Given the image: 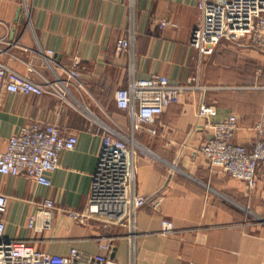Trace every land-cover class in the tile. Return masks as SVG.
<instances>
[{
    "label": "crops",
    "instance_id": "crops-1",
    "mask_svg": "<svg viewBox=\"0 0 264 264\" xmlns=\"http://www.w3.org/2000/svg\"><path fill=\"white\" fill-rule=\"evenodd\" d=\"M21 3L0 0V62L39 83L77 68L82 86L71 88L72 105L55 94L4 95L0 152L36 122L77 137L74 150L59 154L49 187L0 175L4 238L60 256L72 248L95 255L110 242L109 256L119 264H264V168L252 192L222 170L212 172L200 153L211 130L197 117L202 103L215 109L211 122L236 115L234 140L251 151L264 114V95L254 89L262 84L264 54L248 41L224 38L212 56H201L189 44L200 16L197 0H29V16ZM120 40L132 44L118 52ZM39 51L54 53L51 67ZM157 74L177 85L194 80L200 88L183 91L160 117L133 126L117 108L116 92ZM100 123L133 139L130 192L147 202L132 227L101 220L83 225L71 217L87 206L105 134ZM45 199L56 207L53 226L32 232L28 219ZM162 220L173 223L172 233L161 234Z\"/></svg>",
    "mask_w": 264,
    "mask_h": 264
},
{
    "label": "built area",
    "instance_id": "built-area-1",
    "mask_svg": "<svg viewBox=\"0 0 264 264\" xmlns=\"http://www.w3.org/2000/svg\"><path fill=\"white\" fill-rule=\"evenodd\" d=\"M197 6L199 21L191 33L189 44L201 56H212L224 38L248 41L264 54V0H197ZM21 8L29 16V0H22ZM131 44L132 40H120L117 51L122 52ZM2 52L0 49V56ZM38 53L51 67L54 53ZM29 72H34L30 65ZM62 74L64 77L54 73V80L45 79L39 83L0 62V106L5 94H55L72 105L71 88L82 86L80 74L77 68L63 69ZM258 77L262 79V84L254 89L264 95V65L258 71ZM192 82L190 85H177L158 74L146 79H133L127 88L117 90L116 106L128 113L133 126H140L160 117L168 106L178 101L183 91L200 88L197 81ZM215 114V109L205 103L198 108L197 117L204 119L211 130L210 137L200 147V153L212 172L220 169L231 178L244 182L248 191L252 192L257 186V174L264 168V114L255 124L258 138L251 151L234 140L239 130L237 116L229 114L220 122H211ZM100 126L105 134L87 206L84 212L71 214V217L83 225L91 220H101L132 227L136 212L147 202L146 198L132 196L130 192L134 171L133 139L101 123ZM76 145V135H63L53 124L36 122L25 125L8 139L6 149L0 152V175L22 176L49 187V174L57 169L59 154L74 150ZM55 209L53 200H43L29 217L28 229L36 233L51 230ZM6 211L7 198L0 194V264H119L109 256L110 242L101 244L100 253L95 255L85 256L72 248L67 256H60L38 252L30 241L5 239ZM173 231V223L162 220L161 234Z\"/></svg>",
    "mask_w": 264,
    "mask_h": 264
},
{
    "label": "bare ground",
    "instance_id": "bare-ground-1",
    "mask_svg": "<svg viewBox=\"0 0 264 264\" xmlns=\"http://www.w3.org/2000/svg\"><path fill=\"white\" fill-rule=\"evenodd\" d=\"M93 115V114H92ZM94 116V115H93ZM136 146H139V145H137L136 143H134Z\"/></svg>",
    "mask_w": 264,
    "mask_h": 264
},
{
    "label": "water",
    "instance_id": "water-1",
    "mask_svg": "<svg viewBox=\"0 0 264 264\" xmlns=\"http://www.w3.org/2000/svg\"><path fill=\"white\" fill-rule=\"evenodd\" d=\"M112 257H113V255H112Z\"/></svg>",
    "mask_w": 264,
    "mask_h": 264
}]
</instances>
